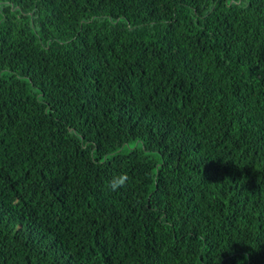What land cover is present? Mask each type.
I'll use <instances>...</instances> for the list:
<instances>
[{"label":"trees","instance_id":"1","mask_svg":"<svg viewBox=\"0 0 264 264\" xmlns=\"http://www.w3.org/2000/svg\"><path fill=\"white\" fill-rule=\"evenodd\" d=\"M0 264H264V0H0Z\"/></svg>","mask_w":264,"mask_h":264},{"label":"clouds","instance_id":"2","mask_svg":"<svg viewBox=\"0 0 264 264\" xmlns=\"http://www.w3.org/2000/svg\"><path fill=\"white\" fill-rule=\"evenodd\" d=\"M125 180H127V176L126 175H124L123 178L120 179L118 183L113 181L111 183V186L113 187V190H115V188L118 187L119 185L123 184Z\"/></svg>","mask_w":264,"mask_h":264}]
</instances>
